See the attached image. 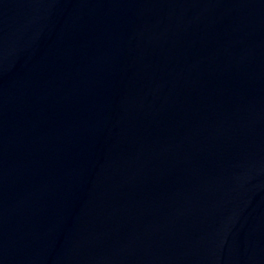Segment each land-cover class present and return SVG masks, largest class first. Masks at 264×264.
I'll return each mask as SVG.
<instances>
[{"label":"water","instance_id":"water-1","mask_svg":"<svg viewBox=\"0 0 264 264\" xmlns=\"http://www.w3.org/2000/svg\"><path fill=\"white\" fill-rule=\"evenodd\" d=\"M0 264H264V0H0Z\"/></svg>","mask_w":264,"mask_h":264}]
</instances>
